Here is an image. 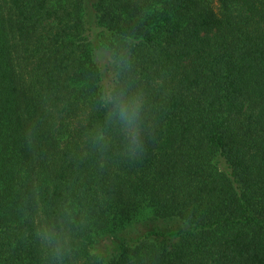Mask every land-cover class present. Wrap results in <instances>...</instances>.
Instances as JSON below:
<instances>
[{"label":"trees","instance_id":"obj_1","mask_svg":"<svg viewBox=\"0 0 264 264\" xmlns=\"http://www.w3.org/2000/svg\"><path fill=\"white\" fill-rule=\"evenodd\" d=\"M129 30L160 108L135 164L87 138L91 48ZM64 208L67 264H264V0H0V264H54Z\"/></svg>","mask_w":264,"mask_h":264},{"label":"clouds","instance_id":"obj_2","mask_svg":"<svg viewBox=\"0 0 264 264\" xmlns=\"http://www.w3.org/2000/svg\"><path fill=\"white\" fill-rule=\"evenodd\" d=\"M137 43L135 32L129 30L98 38L90 51L97 119L87 133L88 142L101 153L116 150L132 164L144 159L150 141L156 139L160 113L137 72ZM76 224L67 208L40 221L37 234L54 264H67L74 249Z\"/></svg>","mask_w":264,"mask_h":264}]
</instances>
